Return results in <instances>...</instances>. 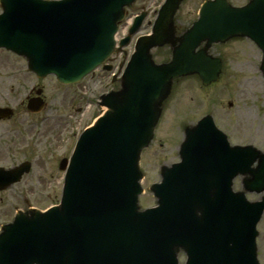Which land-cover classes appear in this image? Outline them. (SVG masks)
Segmentation results:
<instances>
[{
	"label": "water",
	"instance_id": "water-1",
	"mask_svg": "<svg viewBox=\"0 0 264 264\" xmlns=\"http://www.w3.org/2000/svg\"><path fill=\"white\" fill-rule=\"evenodd\" d=\"M133 1L1 0L0 47L25 55L40 76L76 81L113 51L117 22ZM179 1L164 5L154 34L129 63L124 88L104 97L108 110L82 134L70 162L62 160L67 173L61 205L19 213L3 227L0 264H179L178 247L187 251V264H258L255 227L264 199L250 203L231 185L238 174H251L247 188L263 191L264 154L252 145L231 146L209 115L187 130L182 161L153 185L159 205L138 209L139 155L153 137L171 80L198 73L209 84L219 77L221 60L196 51L201 42L245 35L264 53V0L244 7L210 0L173 60L155 64L149 49L169 39ZM35 107L41 103L30 104ZM28 170L27 163L0 168V188Z\"/></svg>",
	"mask_w": 264,
	"mask_h": 264
},
{
	"label": "rangeland",
	"instance_id": "rangeland-1",
	"mask_svg": "<svg viewBox=\"0 0 264 264\" xmlns=\"http://www.w3.org/2000/svg\"><path fill=\"white\" fill-rule=\"evenodd\" d=\"M204 1L183 0L173 21L174 31L180 33L188 29L198 19ZM249 1L229 0L235 6L246 5ZM163 2L137 0L128 7L120 23L119 38L128 33L127 28L135 15L148 9L153 12L147 16L133 42L121 51H115L107 60V63H115L116 69L105 70L100 65L84 81L74 85H63L54 75L39 78L27 70L26 59L12 51L0 50V107L14 110L9 118L0 119V167L9 169L31 162L29 172L22 179L0 189V232L18 213L30 214L34 209L44 211L60 203L65 177V170L59 167L61 160L71 156L80 134L105 109L98 102L99 97L119 86L111 82L110 73L117 70L119 62L125 67L130 61L137 39L152 30L158 13H154L155 7L160 8ZM204 43L201 47H205ZM174 44L168 42L154 48V60H170ZM208 48V52L223 60L220 77L210 85H204L197 74H186L173 82L155 136L142 152L140 170L143 177L140 182L144 191L139 197L141 208L157 204L150 186L161 181L164 166L180 160L179 144L185 139V130L203 115L212 114L232 144H251L264 152L262 50L248 37L239 35ZM38 90L39 96L47 99L49 104L42 112L45 115L43 122L38 118L40 110L31 112L27 107L29 98ZM242 177L233 180V190L244 191L249 201L261 200L264 191H248ZM257 230V260L264 264V213ZM178 256L180 264H184L187 257L183 249Z\"/></svg>",
	"mask_w": 264,
	"mask_h": 264
},
{
	"label": "flooded vegetation",
	"instance_id": "flooded-vegetation-1",
	"mask_svg": "<svg viewBox=\"0 0 264 264\" xmlns=\"http://www.w3.org/2000/svg\"><path fill=\"white\" fill-rule=\"evenodd\" d=\"M12 74V73H11ZM15 75V74H14ZM44 121V120H43ZM19 132V131H18Z\"/></svg>",
	"mask_w": 264,
	"mask_h": 264
}]
</instances>
